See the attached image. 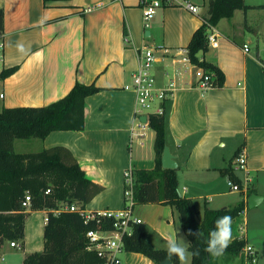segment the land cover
Instances as JSON below:
<instances>
[{
	"label": "crops",
	"instance_id": "0c3cea01",
	"mask_svg": "<svg viewBox=\"0 0 264 264\" xmlns=\"http://www.w3.org/2000/svg\"><path fill=\"white\" fill-rule=\"evenodd\" d=\"M186 2L198 5L200 12L190 11ZM0 7L4 9L0 36L5 43L0 71L18 66L0 81V110L48 105L64 97L77 81L103 88L86 98L84 130H57L28 142L38 148L68 147L87 175L103 186L87 210L124 207L125 170L132 168L136 177L137 170L155 167L156 131L142 119L150 111L137 112L133 88L139 50L144 45L155 47L160 49L153 68L158 86L175 83L163 107L166 143L178 163L182 194L192 197L200 212L245 200L246 209L232 220V227H238L232 229V240L245 238L256 250L257 264H264V56L259 46L254 50L245 25L235 20L243 10H236L232 18H223L211 29L218 33L219 45L209 46L202 58L223 70L225 82L204 89L196 65L189 59L188 44L204 23L207 0L165 4L148 29L140 0H0ZM18 41L26 54L18 51ZM139 122L146 124L140 128L136 126ZM242 152L247 155L248 171L234 168L235 158ZM228 167L234 168L247 189L240 191V201H233L237 192L228 185L229 174L222 171ZM135 186L134 192H141V184ZM250 189L251 194L263 196L255 207L248 206ZM134 212L143 219L148 239L158 248H167V235L185 234L171 205L137 203ZM46 217V209L29 212L27 238L20 246L25 247L24 258L43 242L32 243L30 222L43 234ZM121 256L123 264H159L139 252L124 251Z\"/></svg>",
	"mask_w": 264,
	"mask_h": 264
},
{
	"label": "trees",
	"instance_id": "16d2710c",
	"mask_svg": "<svg viewBox=\"0 0 264 264\" xmlns=\"http://www.w3.org/2000/svg\"><path fill=\"white\" fill-rule=\"evenodd\" d=\"M49 1L55 0H45L46 3ZM252 7L255 6L246 3V0H207L204 23L194 31L188 44V55L193 64L204 68L207 73H214V86L224 84L225 73L216 63L202 58L209 49L211 26L218 25L223 18H232L236 10L247 13ZM3 32L4 9L0 7V35ZM17 69L18 66L3 68L0 81ZM102 89L95 83L77 81L64 97L48 105L5 106L0 110V254L8 240H21L23 243L25 223L31 210L46 209L48 220L44 228V250L28 253L23 264H101L105 261L96 250L89 249L90 241L86 235L89 229L99 225L94 220L86 222L79 212L69 209L71 205L85 209L103 186L87 175L79 160L64 145L36 151L15 150L16 139H44L57 130H84L87 120L86 98ZM148 122L156 131L155 167L136 171L135 185L141 184V192H135L136 203L171 205L177 223L185 233L191 228L203 234L196 239L187 237L191 242L188 246L190 252L195 248L200 249L198 257L191 256V264H221V257H211L204 251L208 233L218 217L229 215L233 220L240 215L246 209V201L241 200L226 208L207 207L199 218L200 210L196 201L189 196L183 195L181 198L177 195V190L181 192L177 169L166 168L162 163L167 145L165 114H150ZM222 171L241 184L233 167ZM249 191L250 194L253 192L251 189ZM27 195L32 198L30 208L23 206ZM55 210L60 211L55 213ZM101 227L109 229L112 222L104 220ZM124 243L126 251L143 253L159 264L166 258L167 248H158L148 239L145 223L134 224L133 233L124 236ZM246 244L245 238L237 237L223 255L240 256L241 264H247L244 253ZM172 261L179 264L178 258L174 257Z\"/></svg>",
	"mask_w": 264,
	"mask_h": 264
},
{
	"label": "built area",
	"instance_id": "2783aa9c",
	"mask_svg": "<svg viewBox=\"0 0 264 264\" xmlns=\"http://www.w3.org/2000/svg\"><path fill=\"white\" fill-rule=\"evenodd\" d=\"M175 1L177 0H140L143 9L145 28L148 29L151 20L161 7ZM185 5L194 13L200 12L199 6L192 2H186ZM211 29L214 30V26H211ZM208 41L209 46L217 47L219 45L218 33L216 31L210 32ZM245 48H248V44L245 45ZM4 49L5 43L0 36V64L4 61ZM159 50L160 49L148 45L142 46L139 50V66L133 73V88L137 94L136 110L137 112L150 111L148 117L150 114L164 113L163 102L167 99L169 92L175 87L174 82H171L168 86H158L157 84L153 68L155 62L158 60L157 53ZM213 74L212 72L207 73L204 68L196 66V76L199 78L200 85L204 89L214 86L212 83ZM1 97H4V94H1ZM158 102L159 104L156 107ZM145 124V122H139L136 126L141 128ZM134 131L133 127V132ZM247 166V155L242 152L235 158L234 168L248 171ZM124 175L126 184L125 196L127 200L124 207L120 209L87 210L86 208L81 209L77 205H71L69 208L71 211L79 212L85 218L86 222L94 220L99 225L97 228L89 229L86 235L90 241L89 249L96 250L98 254L105 259L101 264H123L121 253L126 251L124 236L133 233V225L136 224L137 221L143 223V219L134 212V206L136 204L134 192L136 181L135 173L132 168H128L125 170ZM245 179L249 180V176L246 175ZM228 185L233 191L247 190L245 187L241 186L240 183L230 178H228ZM246 185L247 183L244 184V186ZM47 191L50 192V189ZM31 201V196L27 195L25 201H23V206L30 208ZM59 211L60 210H55V213ZM46 220H48V216ZM104 220L112 222V227L109 229L102 228L101 224ZM10 244L11 246H21V244L16 241H11ZM244 253L247 264L257 263L258 257L253 245L246 244ZM2 259H4V256H0V261Z\"/></svg>",
	"mask_w": 264,
	"mask_h": 264
},
{
	"label": "rangeland",
	"instance_id": "374dc122",
	"mask_svg": "<svg viewBox=\"0 0 264 264\" xmlns=\"http://www.w3.org/2000/svg\"><path fill=\"white\" fill-rule=\"evenodd\" d=\"M246 3L255 5V7L250 8L247 13H245L244 11H239L235 20L236 22L238 23L242 22L243 25H245L244 31L246 33L247 38L251 40L254 50L255 51L258 50V46H259L261 53L264 56V0H246ZM224 22L225 21H223L222 23L223 25H225ZM247 23H250L251 25L250 28L246 27ZM34 139L35 138L18 139L17 142L15 143V150L18 152H24V151H36V150L42 149V148L36 147V143L35 144L28 143L30 142V140H34ZM22 142H26V144L25 143L23 144ZM235 192L237 193L233 194V198H232L233 201H240L241 192L240 191H235ZM203 211L204 210H201L199 218L202 217ZM234 227H232V229H234ZM236 228L238 230V227ZM240 231L241 233H243L241 229ZM28 233L30 235V238L33 237V240H32L33 244H37L39 240L43 242H42L41 248H37L36 250L27 252V253L43 251L45 247L44 230L42 232L43 234H39L35 226V222L31 221ZM26 238H27V232L25 231V237L23 239V242ZM16 241H18L20 244L22 243L21 240H16ZM10 242L11 241L8 240V242L4 244L2 248V252L0 256H4L6 260L2 261L0 264H23L24 262L23 251L25 247L24 248H21V247L13 248L10 246ZM228 257L230 258L227 259ZM190 259H191V256H189L186 264H191ZM220 262L221 264H241V257L222 255L220 258Z\"/></svg>",
	"mask_w": 264,
	"mask_h": 264
},
{
	"label": "clouds",
	"instance_id": "9594fccd",
	"mask_svg": "<svg viewBox=\"0 0 264 264\" xmlns=\"http://www.w3.org/2000/svg\"><path fill=\"white\" fill-rule=\"evenodd\" d=\"M16 47L20 53L26 54L27 50L22 42L18 41ZM177 195L181 196V198L183 197V194L179 190H177ZM137 223L141 222L137 221ZM177 233L169 234L165 238L167 245L166 259L169 261V264H171L174 257L178 258L179 264H186L189 256L198 257L200 255L199 248H195L189 252L188 246L191 242L187 240V237H194L196 239L202 237L203 234L199 230L194 231L191 228L182 236H178ZM231 242L232 217L229 215L218 217L214 227L208 233L204 251L211 257L219 258L224 254Z\"/></svg>",
	"mask_w": 264,
	"mask_h": 264
},
{
	"label": "water",
	"instance_id": "95a60500",
	"mask_svg": "<svg viewBox=\"0 0 264 264\" xmlns=\"http://www.w3.org/2000/svg\"><path fill=\"white\" fill-rule=\"evenodd\" d=\"M147 34H150L149 30L147 31ZM142 119L144 121H147V116H143ZM162 163H163V166L166 168H176L178 166V163L175 160V156L172 154L168 145L165 146L163 156H162ZM262 200H263V196L256 194V193H252L250 194L248 198V206L255 207ZM160 264H169V261L165 258L164 260L160 262ZM171 264H175V263L171 261Z\"/></svg>",
	"mask_w": 264,
	"mask_h": 264
}]
</instances>
